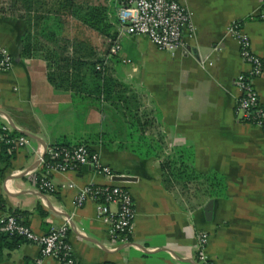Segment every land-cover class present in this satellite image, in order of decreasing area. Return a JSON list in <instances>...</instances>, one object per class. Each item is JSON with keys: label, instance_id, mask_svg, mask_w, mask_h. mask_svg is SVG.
Here are the masks:
<instances>
[{"label": "crops", "instance_id": "0c3cea01", "mask_svg": "<svg viewBox=\"0 0 264 264\" xmlns=\"http://www.w3.org/2000/svg\"><path fill=\"white\" fill-rule=\"evenodd\" d=\"M120 1L75 0L83 6L105 5L116 11ZM178 1L195 28L192 36L185 35L183 48L160 50L145 35H127L116 55V73L149 96L143 145L160 146L159 157L132 151L135 140L110 116L92 107L74 108L71 92L56 89L48 81L41 51L31 57L20 55L19 40L25 29L22 12H0V44L13 57L12 66L0 70V125L30 134L26 135L29 144L12 151L3 171L0 164V216L15 213L39 235L66 222L67 239L82 264H203L197 258L199 231L208 233L206 253L215 264H264V134L234 112L239 91L233 81L247 66L236 40L227 32L228 25L238 21L264 63L260 2ZM96 36L101 45L84 37L66 38L89 41L93 46L90 58L105 59L109 39ZM85 49L86 54L89 50ZM254 85L264 101V65ZM63 142L85 144L97 152L113 176L82 164L50 174L53 190L39 191L38 153ZM173 147L192 151L194 172L220 179L212 185L211 196L200 190L204 185L199 181L191 189L175 182L164 185L163 154ZM87 184H119L130 190L136 214L128 242L110 239L94 201L80 207L74 204L77 190ZM209 200L213 201L210 216L205 210ZM108 207L115 209L113 204ZM38 259L40 264H59L41 258L35 242L0 249V264H36Z\"/></svg>", "mask_w": 264, "mask_h": 264}, {"label": "built area", "instance_id": "2783aa9c", "mask_svg": "<svg viewBox=\"0 0 264 264\" xmlns=\"http://www.w3.org/2000/svg\"><path fill=\"white\" fill-rule=\"evenodd\" d=\"M259 2L258 17L264 18V0ZM116 14L119 25L111 46L114 55L120 50L121 39L127 35H145L156 48L174 51L185 46V35L192 36L195 29L190 14L178 0H121ZM227 32L236 40L239 56L247 66L233 81L239 91L234 112L241 120L259 127L264 134V101L259 98L254 85V80L262 74L263 60L252 50L250 37L238 21H232ZM12 64L10 51L0 44V70H8ZM10 130L9 125H0V143L9 145L12 151L29 144L27 136L9 135ZM37 162L41 168L37 188L41 192L53 190L50 174L74 169L82 164H90L97 172L109 177L114 174L108 165L101 162L98 153L84 144L46 146L39 151ZM69 187H73V184H69ZM88 200L94 201L96 215L105 225L110 239L128 242L136 214L130 190L119 184H87L77 190L73 202L80 207ZM109 204L115 205V209H110ZM0 232L17 234L29 242H35L40 247L41 258H52L59 264H82L74 256L67 239L66 222L39 235L17 215L7 214L0 216ZM196 237L198 260L203 264H215L206 253L208 233L199 231ZM40 263L38 259L36 264Z\"/></svg>", "mask_w": 264, "mask_h": 264}, {"label": "trees", "instance_id": "16d2710c", "mask_svg": "<svg viewBox=\"0 0 264 264\" xmlns=\"http://www.w3.org/2000/svg\"><path fill=\"white\" fill-rule=\"evenodd\" d=\"M7 1V6L0 5V12L16 14L20 10L22 12L20 16L25 22L24 33L19 40L20 55L31 57L41 51L47 61L48 81L56 89L71 92L74 108L92 107L101 111L110 116L119 128L125 130L128 138L135 140L131 144L132 151L141 156L151 153L161 156L160 146L143 145L145 144L144 125L149 120V115L145 112L149 96L142 87L125 82L116 73L117 54L111 53L112 41L116 36V10L105 5L83 6L75 0ZM64 15L74 17V20L103 38L109 39L110 50L108 49L105 59L90 58L93 46L89 41H70L62 35V28L67 19L63 17ZM70 45H73L71 53H69ZM85 48L89 50L86 52L89 54L88 59H85L86 54L83 52ZM9 135L18 136L22 133L11 128ZM55 145L77 146L80 144L69 145L63 142ZM12 156L13 152L9 149V145L0 143L2 171L9 165ZM163 156L165 186L175 182L191 189L192 184L199 181L204 185L200 190L205 195L211 196V190L214 189H211L212 185L220 182L217 176H203L194 172L193 155L188 148L173 147ZM22 241L29 242L20 235L0 232V249L13 248Z\"/></svg>", "mask_w": 264, "mask_h": 264}, {"label": "rangeland", "instance_id": "374dc122", "mask_svg": "<svg viewBox=\"0 0 264 264\" xmlns=\"http://www.w3.org/2000/svg\"><path fill=\"white\" fill-rule=\"evenodd\" d=\"M0 5L2 7L7 6L8 1L1 0ZM62 32L68 37H84L85 39H89V41L95 46L101 45L102 43V41L96 36V33H94L91 29L84 28L83 25L78 24V22L76 23V21L72 19H66V23L62 28Z\"/></svg>", "mask_w": 264, "mask_h": 264}, {"label": "water", "instance_id": "95a60500", "mask_svg": "<svg viewBox=\"0 0 264 264\" xmlns=\"http://www.w3.org/2000/svg\"><path fill=\"white\" fill-rule=\"evenodd\" d=\"M11 125H12V123H11ZM13 126V125H12ZM14 127V126H13ZM16 129V128H15ZM18 131H20V130H18ZM22 134H24L25 136L26 135H30V134H28V133H26V132H24V131H20ZM46 147V146H45ZM44 147V148H45ZM121 177H117L116 178V180H119ZM212 204H213V201L212 200H209V202L206 204V206H205V210H206V214L208 215V216H210V214H211V210H212Z\"/></svg>", "mask_w": 264, "mask_h": 264}]
</instances>
